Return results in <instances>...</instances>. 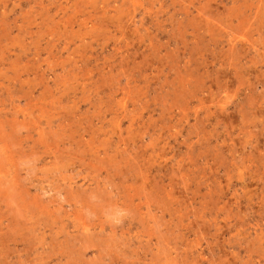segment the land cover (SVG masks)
Listing matches in <instances>:
<instances>
[{
	"label": "rangeland",
	"instance_id": "374dc122",
	"mask_svg": "<svg viewBox=\"0 0 264 264\" xmlns=\"http://www.w3.org/2000/svg\"><path fill=\"white\" fill-rule=\"evenodd\" d=\"M0 264H264V0H0Z\"/></svg>",
	"mask_w": 264,
	"mask_h": 264
}]
</instances>
